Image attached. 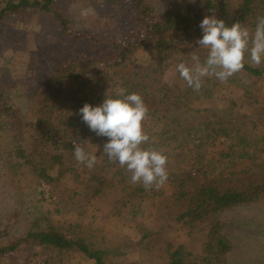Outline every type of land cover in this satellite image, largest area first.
Wrapping results in <instances>:
<instances>
[{
	"label": "rangeland",
	"instance_id": "1",
	"mask_svg": "<svg viewBox=\"0 0 264 264\" xmlns=\"http://www.w3.org/2000/svg\"><path fill=\"white\" fill-rule=\"evenodd\" d=\"M146 1L159 18L167 10L197 8L200 2ZM53 7L68 18L71 32L90 36L75 43L61 34L49 12L33 10L0 20V85L14 109L13 115L0 117L3 240L53 227L83 237L110 264H167V250L180 244L190 260L207 256L205 241L215 244L207 232L218 223L229 247L222 257L224 264H264V198L216 212L191 226L177 220L184 202L175 198L171 183L174 175L198 168L206 170L208 180L225 185L264 180V63L253 66L246 57L245 64L258 68L260 76L243 69L226 83L205 78L197 93L175 68L180 62L191 64L193 52L205 58L207 50L196 43L203 34L179 38L171 51L140 47L128 64L114 66L89 47L92 37L101 39L108 50L110 41L125 36L127 2L55 0ZM259 10L247 22L251 30L264 16V5ZM81 56L94 61L78 65ZM62 64H73V73L66 75L71 71L67 68L59 74ZM53 75L59 76L56 83L49 82ZM118 87L143 97L149 110L143 126L150 136L144 147L168 156V181L159 190L132 194L139 184L102 154L108 138L92 132L78 111L86 102L99 105ZM40 120L46 123L33 125ZM58 137L82 144L86 140L90 152L97 146L95 166L88 169L78 163L74 149L64 152ZM18 148L24 156L16 155ZM60 154L61 161L53 162ZM8 260L10 264H96L78 251L29 244Z\"/></svg>",
	"mask_w": 264,
	"mask_h": 264
},
{
	"label": "trees",
	"instance_id": "2",
	"mask_svg": "<svg viewBox=\"0 0 264 264\" xmlns=\"http://www.w3.org/2000/svg\"><path fill=\"white\" fill-rule=\"evenodd\" d=\"M54 1L0 0V20L9 15L23 16L24 14L35 12L33 10L49 12L58 21L61 34L74 38L75 43H79V41L89 37L90 35L85 33H73L70 31L68 18L59 9L53 7ZM123 1L127 2L130 8L129 27L125 32V36L121 37L120 40L110 41L108 50L104 48L105 46H101L104 44L101 39L92 37L93 43L89 47L91 52H95V54L103 53L105 64L112 63L114 66L128 64L133 52L140 47L150 46L159 51L170 48L171 51L175 49L173 47L174 44L180 41L179 38L186 39L203 34L199 24L206 15H215L216 18L224 20L228 25L239 21L246 26L247 22L255 17L256 13L264 5V0H238L236 5L230 4L231 0H200L197 8L187 6L183 10H167L164 16L159 18L153 7L146 0ZM86 61H88L87 63H92L94 58L89 57L87 60H83L82 56L77 58L78 65ZM67 68H70L71 71L67 72L66 75L73 73V64H62L57 69V72L60 74ZM243 69L255 76H260L262 73L258 68L247 64H244ZM58 77V75H53L49 82L56 83ZM13 112L14 109L3 91V86L0 85V117L13 115ZM45 123L40 120L37 123H33V125L41 127ZM74 123L75 121H72V124ZM49 136L50 134L47 133L46 139ZM58 138L60 139L56 142H58L57 144L64 152L74 149L72 140H66L62 137ZM23 152V150L18 148L15 153L18 156H24L25 152ZM62 157V154L55 155L52 161L60 162ZM43 171L42 169L40 174ZM198 177H205V182H198ZM206 177V170L200 168L194 171L187 170L173 176L171 182L174 184L173 195L176 199L184 202V210L177 216V220L180 223L197 226V223H204L216 212L242 204L257 202L264 198V180H250L247 184L236 187L235 185H225V182L211 181ZM146 191L141 185H137L132 189L131 193L139 195ZM219 230V224L213 223L207 232L210 238L215 240V244H212L211 240L205 241L206 247L204 250L207 256L202 259L193 258L190 260L187 254L184 253V245L180 244L173 249L167 250V264H216L217 262L224 264L222 257L228 252L227 249L229 247L226 245ZM26 244L35 247L54 248L57 251H78L93 259L96 264H110L104 260L102 252L94 249L83 237L68 236L53 227H49L46 230L29 231L25 236L14 240H3V234L0 231V264H10L11 262L8 258L11 253Z\"/></svg>",
	"mask_w": 264,
	"mask_h": 264
},
{
	"label": "clouds",
	"instance_id": "3",
	"mask_svg": "<svg viewBox=\"0 0 264 264\" xmlns=\"http://www.w3.org/2000/svg\"><path fill=\"white\" fill-rule=\"evenodd\" d=\"M199 26L203 35L196 43L198 48L207 50L205 58L201 60L193 52L191 64L180 62L175 68L193 91L201 90L205 78L226 83L243 70L246 57L253 66L264 63V16L257 18L254 30L239 21L228 25L215 15L204 16ZM78 111L92 132L108 138L102 154L109 162L125 168L133 184L145 190L165 186L168 156L155 148L144 147L150 141L143 126L149 110L140 94L118 87L115 95L105 94L101 104L93 106L86 102ZM87 142L74 141V157L78 163L92 169L97 162V146L95 152H90L84 146Z\"/></svg>",
	"mask_w": 264,
	"mask_h": 264
}]
</instances>
